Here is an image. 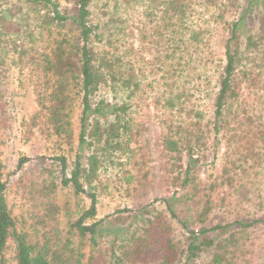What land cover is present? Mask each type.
<instances>
[{
  "label": "trees",
  "instance_id": "trees-1",
  "mask_svg": "<svg viewBox=\"0 0 264 264\" xmlns=\"http://www.w3.org/2000/svg\"><path fill=\"white\" fill-rule=\"evenodd\" d=\"M0 31L27 58L38 106L31 126L75 152L71 163L57 158L62 187L89 200L60 222L66 204L42 190V231H27L7 204L0 142V264L11 247L14 264H253L249 230L264 213L212 223L217 210H263L264 0H22ZM2 100L0 89V132ZM141 106L159 128L162 197L97 220L109 170L121 168L128 186L147 180ZM210 154L219 171L203 179Z\"/></svg>",
  "mask_w": 264,
  "mask_h": 264
},
{
  "label": "rangeland",
  "instance_id": "rangeland-1",
  "mask_svg": "<svg viewBox=\"0 0 264 264\" xmlns=\"http://www.w3.org/2000/svg\"><path fill=\"white\" fill-rule=\"evenodd\" d=\"M118 1L120 4V0ZM21 6L22 0H0V17L4 15L7 19L10 18L12 13ZM125 12L126 9L120 7L119 13L122 17ZM128 12L131 14V11L128 10ZM25 31H28V27L23 28L22 32ZM25 36L26 33H23L21 37ZM15 37L0 36V89L4 110V124L0 132V142L4 181L7 186L6 199L8 207L20 226H24L29 232H32V227L35 226L41 232L42 228L37 225V221L40 217H44L46 213L44 203L48 201L40 197L39 194L42 190L46 192L47 189H52L54 192L52 197H54L55 202L61 207L66 204L65 212L59 214L60 222L67 219L69 214H75L83 206L88 207L89 200L82 195L75 196L71 189L61 185V166L57 158L65 155L68 162L71 163L75 152L66 146H62L55 138L46 139L37 128L31 126L30 117L37 112L38 106L27 58L19 60L16 52H12L15 51L13 45L16 40ZM21 41L18 40L16 44L20 46L23 44ZM27 42L28 44L26 41L24 43L26 50L33 46L29 40ZM20 49L22 48H18V50ZM25 49L23 50L26 51ZM186 85L189 87L188 84ZM74 111L73 122L77 134L79 108ZM135 118L142 125L140 142L146 147L149 154L150 164L147 180L141 187H136V183L128 186L125 180L126 174L121 168L118 170L111 169L106 173L107 175L103 174V186L98 194L97 220L113 215L118 209L136 210L140 206L162 197L160 160L156 148L159 128L154 119L153 111L147 110L144 106L137 110ZM76 148L77 142L72 146L74 151ZM20 159H25L21 171L17 168ZM219 166L220 157L214 159L210 154L206 164L200 169L201 177L208 179L211 175L215 176L219 171ZM123 167L126 171L129 169L128 165ZM260 197L263 210H259V202L243 204L234 209L217 210L216 219L212 224H217V221H222V219L223 221H232L238 218L249 219L264 213V190L260 193ZM172 224L176 240L184 239L186 233L183 228L176 221H172ZM62 227L60 226V228ZM249 234L248 247L252 254L250 256L253 264H264V223L251 228ZM210 236L217 235L211 234ZM13 256L14 249L11 247L7 253L9 264H14ZM206 257L208 256L206 255Z\"/></svg>",
  "mask_w": 264,
  "mask_h": 264
}]
</instances>
